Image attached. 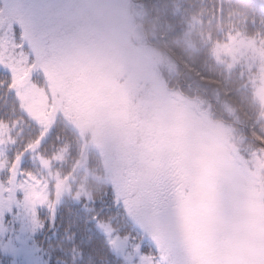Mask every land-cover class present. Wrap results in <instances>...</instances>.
Wrapping results in <instances>:
<instances>
[{
  "label": "rangeland",
  "instance_id": "374dc122",
  "mask_svg": "<svg viewBox=\"0 0 264 264\" xmlns=\"http://www.w3.org/2000/svg\"><path fill=\"white\" fill-rule=\"evenodd\" d=\"M247 1L250 7L231 12L238 29L220 28L204 38L216 67L228 76L217 72L215 87L197 80L187 88L183 64L153 32L155 0H43L45 54L21 90L28 93L22 94L23 108L43 136L63 116L78 127L88 146L100 145L110 154L107 180H120L146 198H154L159 185L177 194L193 193L201 258H190L189 264H264V173L234 181L224 204L209 199L210 185L252 146L255 133H249V125L264 130V30L258 31L264 25V0ZM1 5L0 27L7 29L13 21L6 0ZM181 11L187 12L179 7ZM206 59L212 62L207 54ZM230 83L245 93L228 89L230 96L224 95ZM22 128L0 122V171L8 168L10 151L24 141ZM38 147L25 153L37 169L50 174L51 166L70 163L67 153L55 162L45 160ZM91 164L85 152L78 167H88L89 175L78 174L75 182L79 192L92 195L91 178L102 181V176ZM52 175L63 176L61 170ZM113 210L108 221L122 230L124 218ZM169 232L179 235L180 229ZM5 238L0 234V240ZM37 248L32 255L3 250L15 264H49L40 241Z\"/></svg>",
  "mask_w": 264,
  "mask_h": 264
},
{
  "label": "snow or ice",
  "instance_id": "6c2138e0",
  "mask_svg": "<svg viewBox=\"0 0 264 264\" xmlns=\"http://www.w3.org/2000/svg\"><path fill=\"white\" fill-rule=\"evenodd\" d=\"M7 29L0 27V88L23 108L22 89L29 79L30 70L45 54L43 32L46 5L43 0H6ZM0 9V16H4ZM19 21L16 24L14 21ZM252 146L234 157L228 173L209 187V199L227 202L234 181L246 182L264 173V130L255 123L249 125ZM26 161L20 159L0 171V246L15 255H32L38 251L41 236L49 232L57 236V221L64 197L60 189L43 182L37 184L33 173L26 170ZM99 198L77 192L72 197L73 207L68 214L82 218L88 230L95 229L114 257L109 264H189L190 258L200 259V225L193 208V193L170 192L157 186L154 198H146L130 190L128 184L115 180L100 188ZM97 205L99 207H97ZM105 209H115L122 215V230L112 227L105 219ZM178 226L179 235L170 228ZM69 243L75 246L76 233L66 228ZM83 259V251H81ZM51 260V257H49ZM0 264H6L0 261ZM57 264H60L58 261Z\"/></svg>",
  "mask_w": 264,
  "mask_h": 264
},
{
  "label": "trees",
  "instance_id": "16d2710c",
  "mask_svg": "<svg viewBox=\"0 0 264 264\" xmlns=\"http://www.w3.org/2000/svg\"><path fill=\"white\" fill-rule=\"evenodd\" d=\"M180 2L179 4L178 0H155L151 21L156 23L157 30H153V32L156 31L161 36L162 42L160 44L167 47L170 54L176 58L175 60H179L178 62L183 64V69L189 82V85H186L187 88L192 87L197 80L203 84L215 87L219 77V75H216L217 72L221 76L227 77L228 75L216 67L215 58L209 53L211 52V47L206 44V40L204 39L207 37L205 35H210L211 32L216 34L220 28L230 32L238 29L235 22L237 19L231 18L233 16L231 12L237 15L239 14V10L250 7L247 5L248 1L180 0ZM162 6L167 7L165 13L161 11ZM179 7L187 12L181 11L179 13ZM151 21L149 20V23ZM261 30H264V25L258 31ZM211 37L217 38L216 35H211ZM219 38L220 36H218V40ZM204 42L207 45L205 48ZM206 54L215 66L212 62L206 61ZM202 63L205 65L204 70L200 69ZM238 87L237 84L230 83L222 90L224 95L230 96L228 89L237 91L239 90ZM239 92L245 93L244 90H239ZM236 94L237 92L234 93V97ZM239 109L240 111L237 110L239 113H245V109L242 107H239ZM29 117L25 109L21 108L12 96H9L0 88V122H7L11 127L23 126L21 135L19 136L24 141L10 151L11 156L8 167L11 162H17L23 158L26 161V170L33 173V180L35 182L38 184L43 182L47 185L54 184L60 189L61 195L64 197V203L60 209L61 218L57 221L58 235L52 236L51 233L45 232L39 240L44 246L49 264H56L58 261L60 264H109V261L114 259V257L109 253L103 237L96 233L95 229L89 231L82 218L78 219L75 215L70 216L68 209L69 207H73L72 197L79 192V186L75 182L76 176L78 174L89 175L90 170H88V167L82 170L78 167V162L82 159L84 153L86 152L90 160H92V166L90 165V167H98L102 176V181H96L91 178L92 195L97 199L99 198L100 188L102 186L106 188L109 182L114 181L112 179L107 180L108 168L105 160L110 154L104 153L100 145L88 146L78 127L72 125L63 116H59L56 119L53 128L44 136L39 131V125ZM245 118L248 121H252L249 115H246ZM26 126L28 128L31 127L30 131H27ZM37 144H39V151L45 160L52 159L55 162V159L62 156L63 153L70 155V163L68 165H59L57 163L54 168L51 166L53 173L61 170L63 176L56 177L52 175V172L48 174L49 171L44 168L37 169L33 164L34 160L28 161L30 153L28 156H25V153ZM66 180L68 185L66 184ZM97 207L99 206L97 205ZM114 212L113 209H105L103 215L108 220ZM69 226L77 234L75 246L69 243L68 240L66 228ZM81 251H83V259H81ZM49 257H51V260H49ZM0 261H5L6 264H15L12 256L5 253L3 246H0Z\"/></svg>",
  "mask_w": 264,
  "mask_h": 264
}]
</instances>
